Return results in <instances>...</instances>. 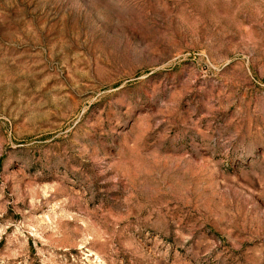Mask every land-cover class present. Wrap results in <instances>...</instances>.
Instances as JSON below:
<instances>
[{
    "label": "rangeland",
    "instance_id": "1",
    "mask_svg": "<svg viewBox=\"0 0 264 264\" xmlns=\"http://www.w3.org/2000/svg\"><path fill=\"white\" fill-rule=\"evenodd\" d=\"M0 264H264V0H0Z\"/></svg>",
    "mask_w": 264,
    "mask_h": 264
}]
</instances>
